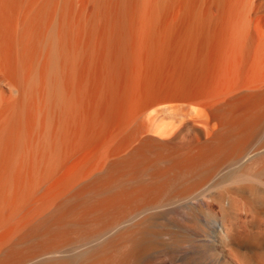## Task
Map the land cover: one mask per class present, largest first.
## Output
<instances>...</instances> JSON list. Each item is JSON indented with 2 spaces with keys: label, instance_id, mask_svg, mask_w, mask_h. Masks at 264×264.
Returning a JSON list of instances; mask_svg holds the SVG:
<instances>
[{
  "label": "bare ground",
  "instance_id": "obj_1",
  "mask_svg": "<svg viewBox=\"0 0 264 264\" xmlns=\"http://www.w3.org/2000/svg\"><path fill=\"white\" fill-rule=\"evenodd\" d=\"M0 264H264V0H0Z\"/></svg>",
  "mask_w": 264,
  "mask_h": 264
}]
</instances>
